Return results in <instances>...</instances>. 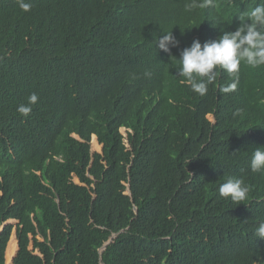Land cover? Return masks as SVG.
I'll return each instance as SVG.
<instances>
[{
	"label": "trees",
	"instance_id": "16d2710c",
	"mask_svg": "<svg viewBox=\"0 0 264 264\" xmlns=\"http://www.w3.org/2000/svg\"><path fill=\"white\" fill-rule=\"evenodd\" d=\"M25 2L0 0V264H264V66L230 92L217 69L204 96L178 75L183 47L264 0ZM229 177L246 201L219 195Z\"/></svg>",
	"mask_w": 264,
	"mask_h": 264
},
{
	"label": "clouds",
	"instance_id": "9594fccd",
	"mask_svg": "<svg viewBox=\"0 0 264 264\" xmlns=\"http://www.w3.org/2000/svg\"><path fill=\"white\" fill-rule=\"evenodd\" d=\"M19 2L23 10H30V3L25 0ZM211 6H214V0H189L185 4V11L192 12L197 8ZM239 20L240 24L234 31H222L210 41L201 42L199 38H195L189 46L180 50L178 75L185 78L182 83H186L193 92L200 96L206 95L209 85L216 80L217 69H222L233 77V82L221 89L223 92H230L237 87L242 63L252 68L264 66V2L255 6L246 19ZM156 43L157 48L171 54V49L179 47L180 41L170 32L159 36ZM38 100V95L31 93L26 103L17 106V112L28 116ZM124 130L126 135V129ZM250 168L252 172L264 171V146H258L253 151ZM218 191L221 197H230L237 205L247 200L250 186L242 178L229 177L219 186ZM255 235L264 238V221L259 223Z\"/></svg>",
	"mask_w": 264,
	"mask_h": 264
},
{
	"label": "water",
	"instance_id": "95a60500",
	"mask_svg": "<svg viewBox=\"0 0 264 264\" xmlns=\"http://www.w3.org/2000/svg\"><path fill=\"white\" fill-rule=\"evenodd\" d=\"M94 136V135H93ZM96 138V137H95ZM92 139V138H91ZM101 151H102V146H101V149H100V153H101ZM91 153H93V151H91ZM12 221V220H11ZM16 222V221H15ZM3 228V225L0 227V231H1V229ZM13 233H11V235H10V238H9V241H10V239H11V236H12V234H14L15 235V238H16V229H13V231H12ZM116 235H112L111 236V238L103 245V247L100 249V252L101 251H103V249L105 248V246L109 243V242H111L112 241V239L115 237ZM9 241H8V243H9ZM8 243H7V246H8ZM6 249H7V247H6ZM5 252H6V250H5ZM15 255H16V253H15ZM15 255L12 257V259H11V263L13 264V259H14V257H15ZM102 264V263H101Z\"/></svg>",
	"mask_w": 264,
	"mask_h": 264
},
{
	"label": "rangeland",
	"instance_id": "374dc122",
	"mask_svg": "<svg viewBox=\"0 0 264 264\" xmlns=\"http://www.w3.org/2000/svg\"><path fill=\"white\" fill-rule=\"evenodd\" d=\"M121 132H122L123 135H125V130L124 129H121ZM90 147H91V151H93V152H99L100 151V149L93 148L92 145H91V142H90ZM9 223L15 224L16 222L15 221H9Z\"/></svg>",
	"mask_w": 264,
	"mask_h": 264
}]
</instances>
